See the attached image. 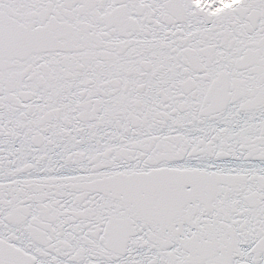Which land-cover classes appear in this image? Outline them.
<instances>
[{
  "label": "snow or ice",
  "instance_id": "6c2138e0",
  "mask_svg": "<svg viewBox=\"0 0 264 264\" xmlns=\"http://www.w3.org/2000/svg\"><path fill=\"white\" fill-rule=\"evenodd\" d=\"M0 264H264V0H0Z\"/></svg>",
  "mask_w": 264,
  "mask_h": 264
}]
</instances>
